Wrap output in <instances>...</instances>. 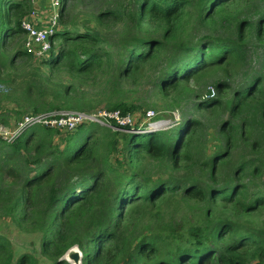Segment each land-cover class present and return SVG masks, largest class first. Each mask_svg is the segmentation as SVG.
<instances>
[{
    "label": "trees",
    "instance_id": "obj_1",
    "mask_svg": "<svg viewBox=\"0 0 264 264\" xmlns=\"http://www.w3.org/2000/svg\"><path fill=\"white\" fill-rule=\"evenodd\" d=\"M252 1L60 0L64 24L51 40L54 44L58 39L62 45L53 46L50 57L42 60L49 75H63L82 85L97 80L106 88L113 86L112 91L105 88L104 94L121 96L120 84L144 74L147 67L151 68V81L165 95L181 88L190 90L182 84L219 71L229 80L218 81L217 88L224 94V89H232L230 79L241 74L245 80L234 91L233 100L225 102L231 104L233 122L219 128L229 151L214 147L209 159H197L207 145L197 147L205 126L191 118L182 124V120H173L169 128L177 130L169 133L151 128L150 122L142 125L136 118V130L126 134L122 147L114 132L107 129L102 133L97 123H84L73 131L32 127L13 144L0 140L7 163L5 169L0 168V179L5 177L4 186L0 180V217L42 232L41 255L52 264H70L62 258L74 247L82 254V264H264L261 232L243 229L216 214L219 206L221 211L231 209L239 216L264 210V192L239 182L245 174L264 175V163L243 161L237 169L230 168V150L237 138L249 145L247 132L253 134L255 127L264 125V108L251 103L257 101L256 94L264 85V0H257L256 8L239 16L230 13ZM79 3L90 10L84 15V32L66 24ZM0 4V83L10 84L18 78L12 79L3 68L18 69L17 59L31 57L21 47H15L11 57L6 52L11 39L25 35L22 23L30 14L32 0H3ZM112 23L123 26L115 43L103 32ZM22 85L27 104L34 99L36 103L22 112L14 108L15 102L3 105L6 98L0 96V122L8 127L27 114L88 113L108 107L105 99L91 103V95L80 92L75 83L54 84L53 79L38 73ZM208 96L201 98L196 110L221 107L225 99ZM131 108L124 101L109 105L110 111H121L122 116L130 114ZM13 117L15 121L9 124ZM257 137L251 144L255 150L264 141L263 136ZM117 151H121L120 157ZM202 163L210 185L163 179L150 175L146 168L158 165L168 172L170 167L175 170L182 164L188 168ZM226 170L233 171L234 179L219 184ZM180 190L205 201L207 207L204 221L200 219L190 228L162 223L158 209L167 195L178 196ZM11 249L0 237V261L6 257L4 263H13ZM37 261L33 254L25 253L15 264Z\"/></svg>",
    "mask_w": 264,
    "mask_h": 264
},
{
    "label": "rangeland",
    "instance_id": "obj_2",
    "mask_svg": "<svg viewBox=\"0 0 264 264\" xmlns=\"http://www.w3.org/2000/svg\"><path fill=\"white\" fill-rule=\"evenodd\" d=\"M0 1L3 3V0ZM37 2L39 3V0H36V3ZM258 5L259 1L253 0L248 5L246 3L243 6H240L238 10L233 9V11H231L230 13H233V15L237 14L239 16L240 14L248 10L256 8ZM1 8L2 5L0 4V11ZM118 10L120 9L118 8ZM33 11H39L37 10V6H35L34 0H32V7L29 16L26 18L27 20L31 17ZM89 12V9L84 8V4H76L75 8L72 9V21L66 24L69 25L70 29H73L75 26H77L80 31L84 32V28L82 27V25L84 24L82 23L85 18L84 15ZM63 24L64 22L60 19L58 29L61 30ZM92 26H96L95 23H92ZM96 27L98 29V26ZM122 28L123 26L121 24L112 23V27H110L109 30L105 25V27L103 28V32L109 36L111 42L115 43L118 42ZM71 32L72 34H74L73 31ZM26 38V35H22L21 37H15L11 39L8 42V52H6V56L11 57V55L16 52L15 47H21L23 49ZM61 45V41L58 39H56L53 44V46L56 48L60 47ZM117 52L118 49L117 47H115V56H117ZM43 62L44 61L42 60H34L32 57H21L16 61V65L19 67L18 69H12L7 66L3 68L4 73L6 75H9L12 79L18 78L10 84L0 83V96H4L6 98L3 105L10 106V104L15 102L17 103V105L14 106L15 109H19L22 112L29 111V104L32 102L36 103V99L30 100V103L27 104L25 98L28 97L22 95V83L31 80L34 74L38 73L39 75H44L45 78L53 79L54 84L70 85L75 83L74 86H76L80 92L86 93L88 96L91 95L90 101L93 104H98L103 99L107 101L108 107L100 108L90 112L87 111L88 113L83 114L95 115L102 112H108L109 114H113V112L109 110V105L111 103L115 104L119 101L128 102L130 106H133V108L128 111L131 113L123 116L129 118L130 122L132 121L131 126L129 125L131 129L124 130L122 129L123 127H118L117 125L113 126L114 123L107 122L103 118L100 119L102 120V122H98L99 124H97L103 129L102 133L107 132V129L111 130L112 133L114 132L116 135L115 140L120 145V147H122V145L124 144V138L126 134L135 132L136 128L134 126V121L136 120V118L141 119L140 122L142 125L151 122L150 126L153 129L160 130L163 133H169L173 130H177L176 128L171 131V128H169L173 120H182V124L185 119L187 120L191 118L199 120L205 126V129H202L201 135L197 139V147L201 148L205 146L206 143L207 145L206 149H203L197 155V159H199L200 161L209 159V153L215 151V149H213L214 147H222L225 151H229L228 148L223 145V139L220 136L219 128L225 122H233L230 115L231 104H227L225 102H227V100H229L230 102L233 100L234 91L238 88V85H240L245 80L244 77L241 76V74H237L230 79L231 82L233 81V83H231L232 89H224V91L227 90L224 94H221V90L217 88L218 81L224 80L226 82H229V80L222 71H219L217 74H212L210 76L204 75L201 78H194L189 83L182 84V86H186L190 90L181 88L179 90L172 91L168 95H165L163 92L159 91V88L154 85L151 81V68L147 67L144 74L137 76V78L135 79H126L123 83H121L120 87L123 91V94L121 96H115L112 92H107L106 94H104L103 90L106 88V85L105 87L103 85H100L97 80L91 81L87 85H82L79 82L72 83L70 80L67 79V77L63 75H49L48 66L43 64ZM154 66L156 67V65ZM262 86L263 89L261 93L256 94L257 101L256 99H252L253 101H251V103L255 102L261 104V109L264 108V85ZM112 88L113 86L110 85L106 89L108 91H112ZM209 93L211 97L219 99L220 101L225 98L223 103L221 101V107H212L211 109H209V111L202 109L196 110L195 105L201 101V98L209 97ZM20 106L22 108H20ZM149 111H153L155 116L149 117ZM6 114L9 115V111H7ZM251 116H253V114H251ZM243 117L248 116L247 114H244ZM13 121H15L14 117L9 119L8 123L11 124V122ZM0 125L7 127L6 124L1 122ZM262 128L255 127V131L253 134L247 132V136L251 139L249 145L244 142H241L240 136L237 138L238 142H236L234 147L230 150V158L232 161L230 163V168L236 166L237 169V167H239L240 162L243 161L253 162L254 165H261L262 163H264V141H261L259 139L262 144L260 145V148L256 150L253 149V146L251 145L253 142L258 141L257 136H263L264 138V125L262 126ZM137 133H141V131H138ZM0 146H2L1 142ZM117 153L120 157L119 153H121V151H117ZM6 166V157L2 156L0 152V168L5 169ZM183 166L184 165L182 164L180 168L175 170H172L170 167V170L168 172H165V169L158 167V165H147L146 168L150 175H158V177H161L163 179H167L170 177L171 181L192 180L199 184H203L204 186H206V184H212V181L209 178V173H207V167H205L204 169L203 163L199 164L198 166H189L188 168H185ZM230 171L232 170H226L222 173L221 179L218 182L219 184H221L222 181L234 179L233 171L232 173ZM2 179L5 180V177H1L0 180L2 181ZM239 182L245 183L246 185H251L252 191L262 190L264 192V175L251 176L249 174H245ZM2 183L4 186V181H2ZM12 186H18V184ZM158 209L160 210L161 216L163 217L162 223H170L171 225H175L177 227L185 225L186 228H190L193 223H199L202 220L204 221V213L205 210L207 211L205 201H197L191 197H188L183 194L182 190H180L178 196L171 197L170 195H167V197L159 204ZM221 209L222 207L219 206L216 211V214L219 218H224L228 219L231 222H235L246 230L257 229L261 232L264 238V210L259 211L251 216H239L236 215L235 212L231 209L228 211H221ZM153 213H155V211H153ZM150 218H153L151 214ZM0 237L6 239L11 245L12 249L10 252L14 254V260L12 264H15L20 258V256L25 253L33 254L34 257L38 260L36 264H52L51 261L41 255V244L43 237L42 232H32L18 225L10 217H0ZM69 255H65L66 257H64L69 260ZM63 258L62 260H65ZM1 259L2 260L0 261V264H6L4 263L6 257H2Z\"/></svg>",
    "mask_w": 264,
    "mask_h": 264
},
{
    "label": "built area",
    "instance_id": "obj_3",
    "mask_svg": "<svg viewBox=\"0 0 264 264\" xmlns=\"http://www.w3.org/2000/svg\"><path fill=\"white\" fill-rule=\"evenodd\" d=\"M60 3V0H49V9L45 16L42 12L33 11L31 17L22 23V28L27 36L23 48L34 60H45L50 57L53 49L51 37L59 28ZM112 112L113 114L102 112L95 115L67 111H55L39 115L27 114L13 127L0 125V140L7 144H13L28 129L36 126L73 131L84 123L99 124L102 122L101 118L107 122H117L118 127L131 126L132 121L130 122L129 118L123 117L117 111ZM148 116L152 117L155 114L153 111H149Z\"/></svg>",
    "mask_w": 264,
    "mask_h": 264
},
{
    "label": "water",
    "instance_id": "obj_4",
    "mask_svg": "<svg viewBox=\"0 0 264 264\" xmlns=\"http://www.w3.org/2000/svg\"><path fill=\"white\" fill-rule=\"evenodd\" d=\"M71 253V254H70ZM70 254V255H69ZM69 255V260H67L65 257ZM63 259L67 260L70 263L73 264H82V254L80 253L79 249L76 247L72 248L68 254ZM72 261V262H71Z\"/></svg>",
    "mask_w": 264,
    "mask_h": 264
},
{
    "label": "crops",
    "instance_id": "obj_5",
    "mask_svg": "<svg viewBox=\"0 0 264 264\" xmlns=\"http://www.w3.org/2000/svg\"><path fill=\"white\" fill-rule=\"evenodd\" d=\"M43 1L39 0V3L38 2L36 3V0H34V3H35V6H37V10L42 12L44 14V16H45V13L48 12L49 5L47 3L48 0H43ZM45 3H47V4H45Z\"/></svg>",
    "mask_w": 264,
    "mask_h": 264
}]
</instances>
